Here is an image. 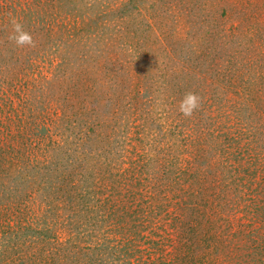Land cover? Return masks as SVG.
<instances>
[{"label": "rangeland", "instance_id": "1", "mask_svg": "<svg viewBox=\"0 0 264 264\" xmlns=\"http://www.w3.org/2000/svg\"><path fill=\"white\" fill-rule=\"evenodd\" d=\"M263 184L264 0H0V264H264Z\"/></svg>", "mask_w": 264, "mask_h": 264}, {"label": "clouds", "instance_id": "2", "mask_svg": "<svg viewBox=\"0 0 264 264\" xmlns=\"http://www.w3.org/2000/svg\"><path fill=\"white\" fill-rule=\"evenodd\" d=\"M9 23L12 31L7 39L10 42H13L18 48H24L25 46L35 47L32 34L25 29L20 20L12 17ZM201 106L202 98L194 92H187L179 103V112L185 117H191Z\"/></svg>", "mask_w": 264, "mask_h": 264}, {"label": "trees", "instance_id": "3", "mask_svg": "<svg viewBox=\"0 0 264 264\" xmlns=\"http://www.w3.org/2000/svg\"><path fill=\"white\" fill-rule=\"evenodd\" d=\"M263 186H264V184H263ZM261 190H262V188H261ZM124 228H128V226H123ZM121 231V230H120ZM119 234H122V232H119Z\"/></svg>", "mask_w": 264, "mask_h": 264}]
</instances>
